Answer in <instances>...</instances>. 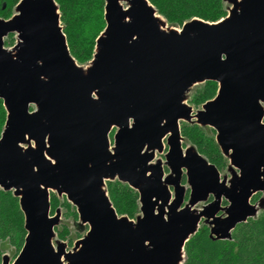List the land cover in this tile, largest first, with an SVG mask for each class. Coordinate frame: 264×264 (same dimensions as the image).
Instances as JSON below:
<instances>
[{"label": "water", "instance_id": "water-1", "mask_svg": "<svg viewBox=\"0 0 264 264\" xmlns=\"http://www.w3.org/2000/svg\"><path fill=\"white\" fill-rule=\"evenodd\" d=\"M228 1L220 21L192 18L179 30L164 28L148 0H105L106 27L86 69L71 55L56 0H20L0 17V188L20 200L27 232L17 258L3 254L2 264H183L202 222L211 238L230 240L264 209V0ZM10 33L18 40L8 48ZM206 80L218 89L194 112L186 94ZM180 120L215 130L229 180L194 145L184 148ZM164 139L163 164L154 159ZM115 178L140 195L135 221L107 195ZM55 191L89 226L70 252L52 240Z\"/></svg>", "mask_w": 264, "mask_h": 264}, {"label": "trees", "instance_id": "trees-1", "mask_svg": "<svg viewBox=\"0 0 264 264\" xmlns=\"http://www.w3.org/2000/svg\"><path fill=\"white\" fill-rule=\"evenodd\" d=\"M148 1L158 10V14L165 17L169 27L181 28L192 18H200L212 23L220 21L227 15V6L223 0ZM19 2L20 0H0V17L3 19L11 17L12 8ZM4 3H6L5 10L2 9ZM56 3L62 14L60 16V20L64 23L62 30L67 37V45L72 57L75 61L91 62L96 51L97 38L106 27L105 0H56ZM205 83L207 87L196 102L198 105L212 100L218 85L209 80ZM4 111L7 113L0 98V126L6 122ZM206 128L207 126L201 127L195 122H189L182 125L181 135L184 140L193 142L197 151L219 170L225 156L219 151L216 141L207 135ZM1 133L0 130V137ZM106 182L107 195L118 215L133 217L135 208L140 205L138 192L126 182L122 183L117 179ZM253 200L254 198L251 201ZM56 205V201H51V209ZM20 208L18 197H14L12 191L0 188V241L9 238L10 242L15 244L17 240L18 248L22 249L27 232L24 227L25 217ZM75 214L78 218L77 211ZM209 228L208 225L200 227L185 243L183 264H264V209L256 217L237 224L231 231L230 240L211 238ZM16 234L18 235L14 239Z\"/></svg>", "mask_w": 264, "mask_h": 264}, {"label": "rangeland", "instance_id": "rangeland-1", "mask_svg": "<svg viewBox=\"0 0 264 264\" xmlns=\"http://www.w3.org/2000/svg\"><path fill=\"white\" fill-rule=\"evenodd\" d=\"M225 4L227 6V9H226V14H227L228 9H230L232 7V2H229L228 0H225ZM126 6L127 5L125 4V7ZM3 10H5V8ZM14 13H15V9L12 8L11 15H13ZM60 14H61V11H60ZM159 16L162 17V18H165L162 15H159ZM168 25L169 24L164 25L163 27L166 28V29L175 28V29L181 30L179 28V26L169 27ZM61 26H64L63 21H61ZM17 40H18V38H17L15 33H10V35L8 34V36L5 38L6 47L9 48V46H11L15 42H17ZM77 62H78V64L80 66L84 67L85 69L88 68V66L91 63V62L86 63V62H79V61H77ZM206 87H207V84L205 83V81L201 82L200 84H197V85L195 84L189 90V92L186 94L187 95L186 98H188V99L185 102L187 104L191 105L192 110L194 112L200 110L201 106L205 103V102H203L202 104L198 105L196 102L198 101V99H200V96L202 95V93L205 92ZM217 89H218V85L216 87L215 92L213 93L214 97H215V93H216ZM5 113H3V114H4L5 121H6ZM261 121L264 122V116L262 117ZM186 123L187 122H184L183 120H180L179 125L181 126V129H182V125H184ZM3 126H5V122L0 126L1 132H2ZM206 129H207V135L209 137L213 138L216 141V137H215V133L216 132H215V130L212 129L210 126H207ZM115 132H116V129H114L111 132L110 136H109V139H110L112 147L114 146V142H113L112 136L114 135ZM1 135H2V133H1ZM31 144L33 145V141H31ZM182 144H183L184 148L190 147L191 145L195 146V144L193 142L188 141V140H183ZM24 146L27 147L28 145L25 144ZM166 152H167V142L165 140L164 141V148H163L162 152L159 153V152L155 151L156 156H155L154 160L155 161L156 160L157 161L161 160L162 163L164 164V162L166 161ZM227 160L228 159H226V158H225V160H222L223 161V165H222L221 168H219V172H220L219 175H220V177L221 176H225V178H227V180H229L230 179L229 177H230L231 173L228 170V165L229 164H228ZM164 167H165L166 172H169V168L166 167V165H164ZM236 171H237V169H236ZM112 180H114V179H112ZM183 183L186 186V193H187V197H188L189 193L187 191L189 189V185L186 183V181H183ZM56 193H57L56 191L50 193L51 201L54 200L57 203L56 207H53L50 210V212H51V215H55V213H56L55 209L58 207L60 209V212H61V219L59 220V222L57 224V227L55 228L56 234L54 235V238L52 240H53V243H54L55 247H57L58 242H64L65 243V247H64L65 251L66 252H70V251H72V248L75 246L76 241L80 240L81 238H83L85 236V234L89 230V226L88 225H80L79 224V217L77 218L75 216L76 215L75 214V212H76L75 205L73 203L69 202L67 200V198H65V196H63V195L59 196ZM261 196H262L261 192L256 194V195H254V196L252 195V198H254L253 202L256 203L257 200H259L261 198ZM187 197H186V202H188V198ZM252 198H251V200H252ZM211 199H212V197L209 200H211ZM251 200H250V202H252ZM223 201H225V200H223ZM223 201H221V205L224 204ZM204 204H206V202L205 203H200L199 202L196 205V207L202 209ZM135 209H136V211L134 213V216L133 217L130 216V219H132L133 221H135V219L138 217V215L142 213L141 209H139V205H137V207ZM259 213H261L260 209H258L257 215ZM220 214H224L223 211H220L219 215ZM123 216H125V215H123ZM204 225H206V224L204 222H202L200 224V227L203 228ZM17 235L18 234H16L13 238L15 239L17 237ZM19 249L20 248H18V241L17 240H16L15 244L10 242L9 238H5V239L1 240L0 241V264H2L3 254L9 255L10 261L12 263L17 258V254L19 252Z\"/></svg>", "mask_w": 264, "mask_h": 264}, {"label": "flooded vegetation", "instance_id": "flooded-vegetation-1", "mask_svg": "<svg viewBox=\"0 0 264 264\" xmlns=\"http://www.w3.org/2000/svg\"><path fill=\"white\" fill-rule=\"evenodd\" d=\"M166 140V142H167V139H164V141ZM167 148H168V144H167ZM168 173V172H167ZM185 179V177L183 178V180Z\"/></svg>", "mask_w": 264, "mask_h": 264}]
</instances>
